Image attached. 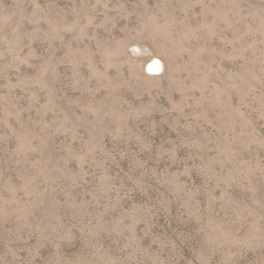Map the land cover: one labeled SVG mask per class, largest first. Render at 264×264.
I'll use <instances>...</instances> for the list:
<instances>
[{
    "label": "rangeland",
    "instance_id": "374dc122",
    "mask_svg": "<svg viewBox=\"0 0 264 264\" xmlns=\"http://www.w3.org/2000/svg\"><path fill=\"white\" fill-rule=\"evenodd\" d=\"M0 264H264V0H0Z\"/></svg>",
    "mask_w": 264,
    "mask_h": 264
}]
</instances>
